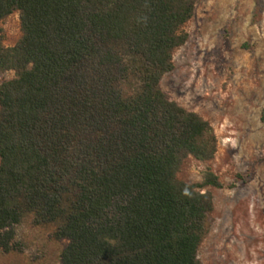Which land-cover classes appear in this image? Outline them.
Returning a JSON list of instances; mask_svg holds the SVG:
<instances>
[{
  "label": "trees",
  "instance_id": "trees-1",
  "mask_svg": "<svg viewBox=\"0 0 264 264\" xmlns=\"http://www.w3.org/2000/svg\"><path fill=\"white\" fill-rule=\"evenodd\" d=\"M197 0H0V250L27 216L65 240L60 264H202L213 197L177 178L211 161L210 124L162 78ZM146 17V20L144 19ZM264 125V107L260 111Z\"/></svg>",
  "mask_w": 264,
  "mask_h": 264
},
{
  "label": "rangeland",
  "instance_id": "rangeland-1",
  "mask_svg": "<svg viewBox=\"0 0 264 264\" xmlns=\"http://www.w3.org/2000/svg\"><path fill=\"white\" fill-rule=\"evenodd\" d=\"M0 27L3 45L20 38L18 13ZM188 38L173 53L174 69L161 80L169 100L212 127L211 161L187 157L177 178L200 184L209 170L222 188L213 197L209 232L198 250L202 264H264V0H197L184 26ZM14 77L0 74V84ZM54 226H35L27 216L14 227L0 264H60L67 242L53 238Z\"/></svg>",
  "mask_w": 264,
  "mask_h": 264
},
{
  "label": "clouds",
  "instance_id": "clouds-1",
  "mask_svg": "<svg viewBox=\"0 0 264 264\" xmlns=\"http://www.w3.org/2000/svg\"><path fill=\"white\" fill-rule=\"evenodd\" d=\"M144 19L146 20V17Z\"/></svg>",
  "mask_w": 264,
  "mask_h": 264
}]
</instances>
